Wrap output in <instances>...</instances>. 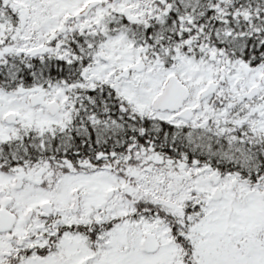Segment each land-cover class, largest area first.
I'll list each match as a JSON object with an SVG mask.
<instances>
[{
	"label": "snow or ice",
	"instance_id": "snow-or-ice-1",
	"mask_svg": "<svg viewBox=\"0 0 264 264\" xmlns=\"http://www.w3.org/2000/svg\"><path fill=\"white\" fill-rule=\"evenodd\" d=\"M0 264H264V0H0Z\"/></svg>",
	"mask_w": 264,
	"mask_h": 264
}]
</instances>
